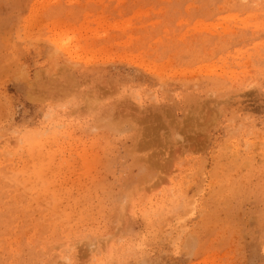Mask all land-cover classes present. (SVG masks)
<instances>
[{
	"label": "rangeland",
	"instance_id": "rangeland-1",
	"mask_svg": "<svg viewBox=\"0 0 264 264\" xmlns=\"http://www.w3.org/2000/svg\"><path fill=\"white\" fill-rule=\"evenodd\" d=\"M0 264H264V0H0Z\"/></svg>",
	"mask_w": 264,
	"mask_h": 264
},
{
	"label": "bare ground",
	"instance_id": "bare-ground-1",
	"mask_svg": "<svg viewBox=\"0 0 264 264\" xmlns=\"http://www.w3.org/2000/svg\"><path fill=\"white\" fill-rule=\"evenodd\" d=\"M127 107V106H126ZM121 109V108H120ZM109 113V112H108ZM115 113V112H114ZM106 114H107V112H106ZM121 115V114H120ZM130 115V114H129ZM103 117V116H102ZM116 117V116H115ZM106 118H108V117H106ZM160 118V117H159ZM112 119V118H111ZM124 119V118H123ZM120 120V119H119ZM135 120V119H134ZM137 121V120H136ZM148 134V133H147ZM143 136V135H142ZM147 137H148V135H147ZM156 137V136H155ZM158 155V154H157ZM159 158V157H158ZM154 159V158H153ZM151 161V160H150ZM153 161V160H152ZM158 161V160H157ZM156 161V162H157ZM162 161V160H161ZM123 198V197H122Z\"/></svg>",
	"mask_w": 264,
	"mask_h": 264
}]
</instances>
